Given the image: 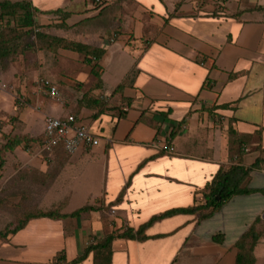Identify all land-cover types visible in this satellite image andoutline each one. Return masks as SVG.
<instances>
[{"label":"crops","instance_id":"obj_1","mask_svg":"<svg viewBox=\"0 0 264 264\" xmlns=\"http://www.w3.org/2000/svg\"><path fill=\"white\" fill-rule=\"evenodd\" d=\"M28 1L56 11L35 16L42 29L104 49L93 60L98 76L91 64L79 69L88 99L46 109L74 114L101 140L75 151L16 148L2 180L24 186L13 202L94 209L31 219L0 247V264H53L59 253L64 264L94 239L204 205L218 170L238 163L233 137L243 140L241 164L258 159L247 185L262 192L236 195L208 218L180 212L140 238H116L111 264H236L237 243L253 226L254 264H264V0Z\"/></svg>","mask_w":264,"mask_h":264},{"label":"rangeland","instance_id":"obj_2","mask_svg":"<svg viewBox=\"0 0 264 264\" xmlns=\"http://www.w3.org/2000/svg\"><path fill=\"white\" fill-rule=\"evenodd\" d=\"M0 26L8 33L20 31L18 41L19 43L21 41L15 53L0 57V230H4L6 225L10 224L13 227L26 213L36 211L40 206L23 201L13 202L15 199L13 195L25 194V189L20 185L14 190L11 184L3 183L2 177L7 175L6 169L12 159L9 154L13 151L6 146L12 143L14 138H20L22 144L16 147L23 152L30 153L39 149L43 137V133L38 132L41 121L46 114H52L46 110L47 107L69 108L83 99H88L90 93L87 91L88 86H84V81L79 80L78 76L81 73L79 69L83 67L82 63L88 66L90 64L85 62L81 53L60 46L57 49H50L45 38L38 40V32L58 36L42 29L40 24L31 28H21L13 19L7 17ZM48 30L52 31L50 28ZM29 41L33 42L31 47H28ZM74 68L77 70H73ZM43 79L54 81L59 86V98H52L45 93L41 87ZM16 158H19L17 154ZM22 162L21 159L17 161L18 164ZM31 239L28 238L29 241ZM5 241L0 238V247ZM50 254L51 257L54 252ZM30 256L35 257L32 260H39L40 255L31 252ZM72 256L74 255H70ZM92 259V256H89L80 264H91ZM20 260L29 262L28 259ZM260 262L262 263V260L257 264Z\"/></svg>","mask_w":264,"mask_h":264},{"label":"trees","instance_id":"obj_3","mask_svg":"<svg viewBox=\"0 0 264 264\" xmlns=\"http://www.w3.org/2000/svg\"><path fill=\"white\" fill-rule=\"evenodd\" d=\"M56 11H42L34 7L30 1H0V23L3 19L10 18L15 21V23L21 28L33 27L37 23L35 21V16L42 13H50ZM20 31L15 33H8L2 29L0 26V57L7 56L11 53H15L17 48L21 45L19 43ZM33 38V37H32ZM46 39L48 41V47L50 49H57V47H62L64 49L78 52L83 54L85 62L92 64L93 60L100 59L104 54L103 48H98L90 44L69 40L61 36L49 35L47 33L38 32L37 39ZM28 47L33 45V42H28ZM24 45V42L22 43ZM97 63L92 65L91 71L98 76ZM120 84L117 88H121ZM230 142V151L233 155H236V160L238 163H234L227 167H223L218 170L214 178L210 183L207 184L209 193L207 194V201L204 205H193L182 208H174L165 211L157 216L152 217L148 222L141 225L137 231L129 227L123 232L113 231L112 233L106 235L100 239H94L92 242L88 243L83 247V250L72 260L66 261L64 264H78L85 260L92 254L93 264H111L112 260V242L116 238H135L142 237L144 230L153 224L156 220L163 217L177 214L180 212L184 213H201L200 219L208 218L215 211L222 208V206L228 202L232 197L236 195L251 194L254 192H259L262 190L251 188L247 185V181L251 176V172L258 168L260 163L258 159L250 166H245L241 164V159L243 155L242 151V138L233 137ZM22 141L20 138H14L12 143H9L7 148L15 150L18 145H21ZM16 147V148H15ZM61 204L53 205L50 208H36V211L28 212L21 217L18 222L11 227L10 224L4 230H0V238L5 239V244L9 242V236L15 234L21 229H23L31 219L39 217H47L51 219L55 218H65L67 216H78L83 212L94 209L91 205H84L70 214H65L61 212ZM260 234L257 232L255 226H253L237 243L238 253L236 258V264H254L255 257L253 254V249L255 243L257 242ZM213 241L222 243L225 236L222 233H217L212 237ZM62 259H65L62 253L57 254L53 259V264H58Z\"/></svg>","mask_w":264,"mask_h":264},{"label":"built area","instance_id":"obj_4","mask_svg":"<svg viewBox=\"0 0 264 264\" xmlns=\"http://www.w3.org/2000/svg\"><path fill=\"white\" fill-rule=\"evenodd\" d=\"M41 87L50 97L59 98V88L51 80L43 79ZM100 140L101 138L74 114L65 117L46 114L44 117V132L40 142L43 150H51L60 145L68 151L81 147L91 149L98 146Z\"/></svg>","mask_w":264,"mask_h":264}]
</instances>
